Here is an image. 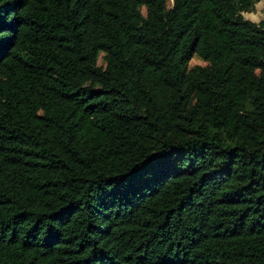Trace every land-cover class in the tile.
<instances>
[{
  "label": "trees",
  "instance_id": "obj_1",
  "mask_svg": "<svg viewBox=\"0 0 264 264\" xmlns=\"http://www.w3.org/2000/svg\"><path fill=\"white\" fill-rule=\"evenodd\" d=\"M253 4L0 0V264H264Z\"/></svg>",
  "mask_w": 264,
  "mask_h": 264
},
{
  "label": "rangeland",
  "instance_id": "obj_2",
  "mask_svg": "<svg viewBox=\"0 0 264 264\" xmlns=\"http://www.w3.org/2000/svg\"><path fill=\"white\" fill-rule=\"evenodd\" d=\"M242 14L245 18H248L250 20H259L261 17L264 16V0H254L253 8L250 10L242 11ZM189 62L190 64L204 63V61L196 55L191 57Z\"/></svg>",
  "mask_w": 264,
  "mask_h": 264
}]
</instances>
